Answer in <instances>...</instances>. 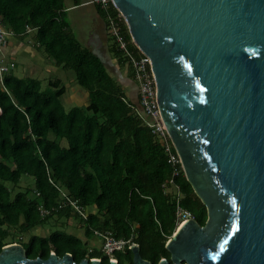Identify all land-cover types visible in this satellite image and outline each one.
I'll list each match as a JSON object with an SVG mask.
<instances>
[{"label": "trees", "instance_id": "obj_1", "mask_svg": "<svg viewBox=\"0 0 264 264\" xmlns=\"http://www.w3.org/2000/svg\"><path fill=\"white\" fill-rule=\"evenodd\" d=\"M71 1L0 0V26L18 37L35 30L37 47L55 66L72 70L77 84L88 92L86 103L66 107L62 97L68 86L61 78L44 86L37 77L18 76L14 64L0 78V252L19 242L29 258L71 253L77 262L101 258L102 264H109L94 234L101 229L116 238H132L144 259L159 264L162 258L170 260L166 245L178 228L173 184L168 182L172 168L122 83L68 19L69 6L87 0ZM91 5L106 29L108 13L120 14L114 5L108 12ZM122 20L123 34L140 54ZM108 35V51L120 65H129ZM24 176L33 178V186L13 194L8 183L18 185ZM174 182L182 192L181 205L204 225L207 206L192 184L184 173ZM63 191L86 209L87 219ZM41 207L51 213L42 217ZM55 217L76 218L83 234L34 232ZM133 257L130 248L115 253L118 264H134Z\"/></svg>", "mask_w": 264, "mask_h": 264}, {"label": "water", "instance_id": "obj_2", "mask_svg": "<svg viewBox=\"0 0 264 264\" xmlns=\"http://www.w3.org/2000/svg\"><path fill=\"white\" fill-rule=\"evenodd\" d=\"M112 1L151 58L162 118L208 210L204 225L174 232L159 264H264V0ZM131 249L134 264H152ZM0 264L102 260L29 258L11 243Z\"/></svg>", "mask_w": 264, "mask_h": 264}, {"label": "built area", "instance_id": "obj_3", "mask_svg": "<svg viewBox=\"0 0 264 264\" xmlns=\"http://www.w3.org/2000/svg\"><path fill=\"white\" fill-rule=\"evenodd\" d=\"M84 4H94L99 6L104 11L108 12L113 4L112 0H87ZM122 14L113 15L108 13L106 16L107 30L109 34L114 38L118 49L123 53L127 59L129 65L132 67L134 81L137 86L138 102H135L133 108L144 119L146 125L150 128L155 138L163 147L167 162L172 168V177L168 181L173 184V193L176 198V224L177 227L184 222L195 219L194 214L185 209L180 200L182 198V192L178 184L174 182V178L184 173L183 163L181 156L174 144V141L168 131V128L162 118L161 110L157 99V86L154 77V73L151 67V58L143 53H137L131 48V42L128 41L123 34ZM14 35L6 28L0 26V78L3 73L10 70L13 64L9 66V63L5 60V54L3 48L6 46L9 38ZM133 42V40H132ZM134 43V42H133ZM135 44V43H134ZM66 196L67 202L69 201L74 210L81 216V218L87 219V211L76 201L71 200L66 192H62ZM51 213L50 209L41 207V215L45 217ZM94 234L102 241V251L105 255L109 256L110 260H116L115 253L127 248H132L134 245H139L132 238H116L111 231L95 229Z\"/></svg>", "mask_w": 264, "mask_h": 264}, {"label": "rangeland", "instance_id": "obj_4", "mask_svg": "<svg viewBox=\"0 0 264 264\" xmlns=\"http://www.w3.org/2000/svg\"><path fill=\"white\" fill-rule=\"evenodd\" d=\"M66 1H67V4H70L72 2L71 0H66ZM79 11L80 12L84 11V12L80 15V23L76 27L81 29V32L83 33L82 38H84V40H85L86 38L89 37L90 27H92L89 25V22L91 21V19L94 16L95 17L98 16V13L96 11L95 6H93V5L80 6L78 8H75V9L69 11L70 17L72 16L73 13H76ZM97 22L99 23V25L97 24ZM97 22H96L97 27H95V28L100 29L101 32L103 31V36H105V38H106V43H107V47H108L109 44H111L110 39L108 37L109 32L106 31V27H104V23L99 18V16L97 17ZM78 34H80V33L78 32ZM96 44H99L98 41L96 42ZM90 48L93 49L92 47H90ZM99 49L100 48L96 45L95 49H93V50H95V52L100 53L102 55L101 56L102 60L109 67L112 75L115 76L118 79V81H120L123 76L132 77V70L127 63L124 65H120L118 63V61L116 60V58H114L113 55L107 49L105 50L103 48L102 52L104 53V55L100 52L101 50H99ZM41 52H42V54L46 60V61H44L42 68L40 69L39 67H37V68L29 69V70L26 69V72L23 76L37 77V78L41 79L44 86H46L48 84L49 80L61 78L63 83L68 86V89H72V87L75 86V87H78L81 92H84V90L87 92L86 89H84L82 86L77 84V81L75 79V75H74L72 70H64L61 67H58V68L53 67L52 65L54 63L51 61V59H49L47 53L42 49H41ZM11 63L13 64V62H11ZM37 65H38V63H37ZM71 91L72 90H70V92ZM127 91H128V89H127ZM81 92L79 93V95H80L79 98H81V100H83L84 96H83V93H81ZM71 94L70 95L65 94L62 97L63 104L66 107H72L74 105L81 104V103H78L77 101L73 102L74 97ZM1 113H2V110H1ZM32 179L33 178H31L29 176H24L18 185H13L11 183H8V184H9V187L12 189V192L14 194L18 190H24L28 186H33V180ZM55 229H62V230L70 231L73 233H77L79 236H81L83 234V230H82V227L80 226L79 221L74 217L69 218V219H64V218L57 219L56 217L52 218L47 223H45L44 225L34 229V232L40 233V234H48ZM15 243H19V242H15Z\"/></svg>", "mask_w": 264, "mask_h": 264}, {"label": "crops", "instance_id": "obj_5", "mask_svg": "<svg viewBox=\"0 0 264 264\" xmlns=\"http://www.w3.org/2000/svg\"><path fill=\"white\" fill-rule=\"evenodd\" d=\"M91 4H81V5H75V6H69V8L67 9L68 12L78 8L80 6H89ZM85 11V10H84ZM83 11V12H84ZM83 12H76L73 13L72 16L70 17L69 15V20H71V23L74 27V29L78 30V32L80 33L79 35L81 36V39L83 41H85L86 45L92 47L93 49H95V46L97 45L101 50L100 52L104 55L103 48L106 50H108L107 47V43H106V38L105 36H103V31L101 32L100 29L95 28L96 26V22H97V17L98 16H94L91 21L89 22V25L92 26L90 27V33H89V37L86 38L84 40V38H82V32L80 28H77L76 26L80 23V15ZM97 24L99 25V23L97 22ZM94 25V26H93ZM105 27V25H104ZM105 30V29H104ZM106 31L108 32V30L106 29ZM35 34V30H30L29 32H27V34L24 37H18L15 35H12L6 46L3 48V53L5 54V57L7 59L8 62H13L14 64V70L15 73L22 77L25 72L26 69H32V68H37L39 67L40 69L43 66V63L45 60L41 49H39L37 47V45L34 42L33 36ZM98 41L99 44H96V42ZM95 51V50H94ZM97 53V52H96ZM99 55H101L100 53H98ZM102 56V55H101ZM38 63V65H37ZM53 64V63H52ZM53 67L58 68L57 66H55V64L52 65ZM42 71V70H41ZM120 82L122 83L127 97L129 100L133 101V102H137L138 101V92H137V86L136 83L134 81V77H126L123 76L120 80ZM128 89V91H127ZM70 90H72L70 92ZM81 91L79 90L78 87H72V89H67V95L71 94L74 97V101H77L78 103H86L87 99H88V92H86L84 90L83 93V100H81L80 93Z\"/></svg>", "mask_w": 264, "mask_h": 264}, {"label": "bare ground", "instance_id": "obj_6", "mask_svg": "<svg viewBox=\"0 0 264 264\" xmlns=\"http://www.w3.org/2000/svg\"><path fill=\"white\" fill-rule=\"evenodd\" d=\"M181 226H182V225H180V226H178V227L180 228ZM179 228H177V230H178ZM177 230H176V231H177Z\"/></svg>", "mask_w": 264, "mask_h": 264}]
</instances>
